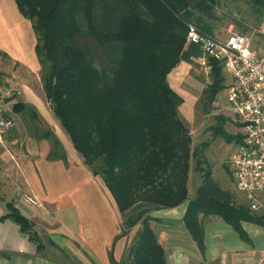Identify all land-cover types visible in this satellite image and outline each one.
<instances>
[{"label": "trees", "instance_id": "1", "mask_svg": "<svg viewBox=\"0 0 264 264\" xmlns=\"http://www.w3.org/2000/svg\"><path fill=\"white\" fill-rule=\"evenodd\" d=\"M220 1L14 0L35 33L42 90L54 118L83 164L102 179L121 217L128 214L127 229L120 227L114 243L139 227L127 264H168L153 228L161 223L150 215L154 211L187 203L182 222L200 250L204 218L222 219L241 238L243 222L263 224V213L236 204L204 172L178 115L183 100L168 82L181 62L200 59V48L186 44L187 32L193 26L214 36ZM246 1L263 22L264 0ZM210 65L211 83L204 92L213 103L226 79L218 61ZM12 107L29 118L34 139L50 142L49 159L65 161L60 140L52 130L42 129L34 107L21 102ZM217 119L216 134L224 136V118ZM191 159L204 177L193 198L187 188ZM6 219L41 250L32 223L11 203L0 222ZM110 258L112 264H122Z\"/></svg>", "mask_w": 264, "mask_h": 264}, {"label": "crops", "instance_id": "2", "mask_svg": "<svg viewBox=\"0 0 264 264\" xmlns=\"http://www.w3.org/2000/svg\"><path fill=\"white\" fill-rule=\"evenodd\" d=\"M36 43L31 22L20 14L14 0H0V53L22 74L27 70L29 75H35L40 71ZM180 70L191 77L185 62L179 64L175 75ZM31 85L34 84L29 80L23 81L19 102L39 109L42 95ZM60 142L65 161L49 159L52 146L46 140L4 139L0 143V217L11 203L32 223L41 245L38 251L14 221L3 220L0 264H112L110 255L116 263L120 261L126 239L114 243L120 231L115 202L104 185L96 184L97 178L72 144ZM25 196L34 198L37 205H25ZM186 207L187 203H183L157 213L161 229L156 232L168 264H264V219L262 225L243 222L245 238H241L222 219L204 218L200 250L182 222ZM258 213L264 214V210Z\"/></svg>", "mask_w": 264, "mask_h": 264}, {"label": "rangeland", "instance_id": "3", "mask_svg": "<svg viewBox=\"0 0 264 264\" xmlns=\"http://www.w3.org/2000/svg\"><path fill=\"white\" fill-rule=\"evenodd\" d=\"M214 13L216 20L214 22L213 35L215 37L225 39L232 33L244 35L251 43V47L255 52L261 55L264 54V37L258 33L264 21H260L252 13L246 0H221L220 5L216 7ZM186 44L187 46L189 45L188 43ZM199 60L198 56L191 62H185L192 71V78H189V74L186 75L183 70H180L181 73L179 75H175V70H177L179 65L169 74L171 76L170 83L172 88L183 100L178 110V115L189 129L191 152L194 149H198L200 153L199 159L204 172L209 171L211 173L210 177L216 185L224 192L231 193L236 204H242L247 207L245 198L235 188L230 168V159L237 143L236 139L242 137L244 128L242 127V122L229 104L227 88L220 92L213 103H209L204 92L207 80L200 70ZM20 70L7 57L0 53V94L2 99L8 104L19 102L18 93L20 94L23 91V81L29 80L30 84H34L31 85L32 88H36L35 91L42 95V105L39 106V109L34 107L42 129L52 130L58 139L63 142V145H69L70 141L68 137L54 118L50 105L42 94L41 72L29 75L27 70H24V74ZM218 117L224 118L221 124L224 136L216 134ZM13 118L14 127L5 136V141H39L33 138L31 131L28 129L31 125L29 118L23 119L21 115L16 113H14ZM228 137L230 141L227 140ZM195 168L196 163L191 159L187 183L189 198L195 196L197 188L202 184L204 179L203 173L196 171ZM96 178V184L98 182L104 185L99 176ZM157 213H161V210L154 211L150 215L152 217L154 215L155 218L161 220V216H158ZM127 215L121 217L119 214L120 227L123 225L122 227H125V229H127V226H124ZM153 228L155 231L161 229V223L153 224ZM137 229H139L138 226L127 237L123 238L126 240L120 258L122 264H127L129 261V250Z\"/></svg>", "mask_w": 264, "mask_h": 264}, {"label": "built area", "instance_id": "4", "mask_svg": "<svg viewBox=\"0 0 264 264\" xmlns=\"http://www.w3.org/2000/svg\"><path fill=\"white\" fill-rule=\"evenodd\" d=\"M264 37V25L258 31ZM187 43L200 48V70L210 85V61H218L227 79L228 101L242 122L244 134L236 143L230 159L236 190L243 195L251 212L264 210V54L252 49L249 40L232 33L225 39L207 35L190 26ZM13 103L0 94V143L13 129ZM29 206L37 201L23 198Z\"/></svg>", "mask_w": 264, "mask_h": 264}]
</instances>
